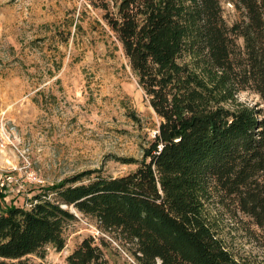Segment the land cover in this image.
Segmentation results:
<instances>
[{"label": "trees", "instance_id": "1", "mask_svg": "<svg viewBox=\"0 0 264 264\" xmlns=\"http://www.w3.org/2000/svg\"><path fill=\"white\" fill-rule=\"evenodd\" d=\"M232 3L229 22L223 0H100L159 125L141 159L123 158L134 170L82 171L0 209V264L63 249L76 213L138 264H264L231 249L213 207L249 216L264 245V0ZM67 261L109 264L92 235Z\"/></svg>", "mask_w": 264, "mask_h": 264}, {"label": "rangeland", "instance_id": "2", "mask_svg": "<svg viewBox=\"0 0 264 264\" xmlns=\"http://www.w3.org/2000/svg\"><path fill=\"white\" fill-rule=\"evenodd\" d=\"M100 0H0V209L28 207L44 193L82 171L119 176L136 168L159 117L132 71L121 44L103 18ZM229 22L238 18L223 0ZM250 105L258 94L242 91ZM223 237L231 249L264 260V245L252 219L214 202ZM74 210V209H73ZM66 245L3 264H68V255L94 236L109 264H138L95 219L76 213ZM105 237L102 244L100 237Z\"/></svg>", "mask_w": 264, "mask_h": 264}, {"label": "built area", "instance_id": "3", "mask_svg": "<svg viewBox=\"0 0 264 264\" xmlns=\"http://www.w3.org/2000/svg\"><path fill=\"white\" fill-rule=\"evenodd\" d=\"M12 181V178H11V175H5L4 177L1 178L0 180V186L3 188L6 186V184L9 182V181Z\"/></svg>", "mask_w": 264, "mask_h": 264}, {"label": "crops", "instance_id": "4", "mask_svg": "<svg viewBox=\"0 0 264 264\" xmlns=\"http://www.w3.org/2000/svg\"><path fill=\"white\" fill-rule=\"evenodd\" d=\"M1 178H2V174H0V180H1ZM1 189H2V188H1V186H0V192H2Z\"/></svg>", "mask_w": 264, "mask_h": 264}]
</instances>
